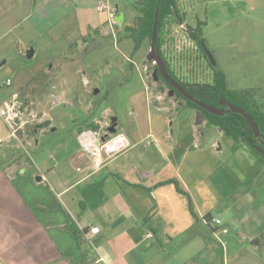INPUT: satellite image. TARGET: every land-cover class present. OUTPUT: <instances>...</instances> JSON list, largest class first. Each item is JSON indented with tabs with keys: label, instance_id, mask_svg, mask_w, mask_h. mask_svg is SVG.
I'll return each mask as SVG.
<instances>
[{
	"label": "crops",
	"instance_id": "crops-1",
	"mask_svg": "<svg viewBox=\"0 0 264 264\" xmlns=\"http://www.w3.org/2000/svg\"><path fill=\"white\" fill-rule=\"evenodd\" d=\"M107 1L0 0V50L23 47L26 35L110 32L108 13L97 10ZM195 117L185 109L171 132L136 122L93 142L99 166L80 140L99 132L91 128L77 129L80 147L50 166L13 153L0 165V264H264L259 155Z\"/></svg>",
	"mask_w": 264,
	"mask_h": 264
},
{
	"label": "rangeland",
	"instance_id": "rangeland-1",
	"mask_svg": "<svg viewBox=\"0 0 264 264\" xmlns=\"http://www.w3.org/2000/svg\"><path fill=\"white\" fill-rule=\"evenodd\" d=\"M182 1L187 4V0ZM135 2L112 0V6L127 15L114 31L109 26L110 32L93 31L83 37L26 35L23 47L12 42L8 52L0 50V108L19 97L23 89L27 102L21 100L40 112V123L52 121L44 133H34L36 127L28 126L15 139L9 138L10 129L0 118L5 128H0L4 139L0 165L17 153L34 165L50 166L52 160L65 158L71 149L80 147L77 129L91 128L104 135L114 117L118 119L117 133H126V128L136 122L165 133L175 129L186 102L176 94L169 97V86L162 79H153L156 65L147 60L150 42L143 40L135 48L136 41L125 28L135 27L141 16ZM193 11L206 24L207 48L217 68L226 74L228 86L258 89L263 98L264 0H196ZM193 20L188 19L191 24ZM186 29V24L168 23L163 50L181 80L212 82L213 70ZM5 41H0V48ZM31 48L36 54L28 58L26 53ZM54 97L70 101V105L54 107ZM171 121L176 123L171 126ZM259 172L264 178V165H259Z\"/></svg>",
	"mask_w": 264,
	"mask_h": 264
},
{
	"label": "trees",
	"instance_id": "trees-1",
	"mask_svg": "<svg viewBox=\"0 0 264 264\" xmlns=\"http://www.w3.org/2000/svg\"><path fill=\"white\" fill-rule=\"evenodd\" d=\"M180 2L186 10H183ZM134 6L139 10L141 16L135 27L125 28L131 33V37L136 41L135 48H139L143 40H148L151 44L155 15L158 11L156 50L161 54L171 79L178 83L196 100L209 106L220 108V102L226 100L242 108L256 120L261 136L260 138L254 137L252 129L244 115L233 111L224 113L223 115H213L177 92L176 95L186 102L184 107L186 109H193L197 112H202L209 126L220 128L225 135L236 141L246 142L259 155L260 164L264 165V97L262 98V96H259L258 89L249 88L236 90L230 88L228 86L226 74L217 67H213L208 61L204 51V46H207V42L204 38L206 24L202 21V18H200L198 13L196 15L195 11H193L196 6V0H187V4H184L182 0H137L134 3ZM192 17H194V20L191 24L188 19L192 21ZM171 21H174L179 25L186 24V32L189 38L197 44L201 53L204 55V58L208 61L210 68L213 70L212 82L205 81L203 83H190L181 80L176 71L172 68L171 62L163 50L166 26ZM165 83L171 88L170 83ZM22 100L27 102L26 99ZM25 104L29 105L28 103ZM37 131L35 129L33 132L35 133ZM71 230L77 235L76 229L71 228ZM253 246L258 253H261L262 246L258 240L253 243Z\"/></svg>",
	"mask_w": 264,
	"mask_h": 264
},
{
	"label": "built area",
	"instance_id": "built-area-1",
	"mask_svg": "<svg viewBox=\"0 0 264 264\" xmlns=\"http://www.w3.org/2000/svg\"><path fill=\"white\" fill-rule=\"evenodd\" d=\"M97 10L101 13H108L109 16V24L111 30L114 31V26L117 24V10L113 8L109 1L101 2ZM11 84V80L7 81V85ZM58 97H54L53 106L57 107L59 105H70V101H58ZM32 105H26L19 97H15L13 100L5 103L3 108H0V118L5 122V124L10 129L9 138L19 139V132L24 130L28 126H36L40 122L43 121L41 119L40 112L35 108L31 107ZM114 135V134H113ZM107 139L109 142L111 136ZM104 136L96 131H85L81 134L80 140L83 147L93 156L95 160V165L99 166L102 163L101 159V150L102 148H92V144L95 141H102ZM4 142V139L0 137V144ZM213 223L222 231L223 234H227L229 232L228 229L224 228L223 221L219 218L213 219ZM99 231L98 228H93L92 232L97 233ZM152 234H149L148 237H152Z\"/></svg>",
	"mask_w": 264,
	"mask_h": 264
},
{
	"label": "water",
	"instance_id": "water-1",
	"mask_svg": "<svg viewBox=\"0 0 264 264\" xmlns=\"http://www.w3.org/2000/svg\"><path fill=\"white\" fill-rule=\"evenodd\" d=\"M158 16H159V13L157 11L156 15H155V22H154V25H153V34H152V38H151L150 52H149V55H148V58H147L149 63H153L154 65H156V69L154 70V73H153L154 80L158 81L160 79V77H161L165 82L170 83L172 89L169 92V97H173L175 95V92H178L184 98H186V99H188L190 101H193L199 107H201L203 110H205V111H207V112H209V113H211L213 115H223L224 113H227V112H230V111H233L235 113H239V114L244 115V117L246 118L248 124L250 125V127L252 129L254 137L259 138L261 136V132L259 130V126H258L256 120L252 116H250L248 113H246L242 108H240V107H238V106H236V105H234V104H232V103H230V102H228L226 100H222L221 101V105L227 107L226 109H220V108H217L215 106H209V105H207L205 103H202V102L196 100L194 97H192L190 94H188L178 83L174 82L171 79V77L168 74V71H167V68L165 66V63H164V61L162 59L161 54H159V52L156 50ZM204 51H205V54H206V56L208 58V61L211 63V65L213 67H217L216 60H215L213 54L211 53V51L207 48V46H204ZM26 55H27L28 58H32L35 55L34 49L31 48V49L27 50ZM20 92L21 93H20L19 98L20 99H24L25 98L24 90L22 89ZM98 93H99V89H96L95 90V94H98ZM117 121H118V119L116 117L111 119V122L113 124L109 128V133L111 135L117 133ZM204 121H205V117H204L203 113L198 111L197 112V118H196L197 125L201 126ZM51 125H52V121L51 120H47L44 123H39V124L36 125V131L37 130H42L44 128L47 129ZM52 131L53 132L56 131V128H52ZM110 134L107 135L106 137H103L102 141L106 142L107 139L110 137ZM37 180L41 181L42 179H41V177H38Z\"/></svg>",
	"mask_w": 264,
	"mask_h": 264
},
{
	"label": "flooded vegetation",
	"instance_id": "flooded-vegetation-1",
	"mask_svg": "<svg viewBox=\"0 0 264 264\" xmlns=\"http://www.w3.org/2000/svg\"><path fill=\"white\" fill-rule=\"evenodd\" d=\"M152 77H153V75H152ZM154 79V78H153ZM161 79V78H160ZM171 86V85H170ZM172 89V87L170 88V90ZM177 92H175V94H176ZM220 109H226L227 107H225V106H223V105H221V102H220ZM113 124H111L109 127H108V131L106 132V134H105V136L104 137H106L107 135H109L110 133H109V128L112 126ZM111 135V134H110Z\"/></svg>",
	"mask_w": 264,
	"mask_h": 264
}]
</instances>
